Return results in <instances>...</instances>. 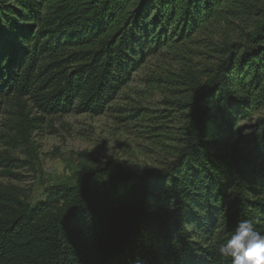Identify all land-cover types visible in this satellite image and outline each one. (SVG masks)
Segmentation results:
<instances>
[{
    "label": "trees",
    "instance_id": "trees-1",
    "mask_svg": "<svg viewBox=\"0 0 264 264\" xmlns=\"http://www.w3.org/2000/svg\"><path fill=\"white\" fill-rule=\"evenodd\" d=\"M224 20L246 30L188 79L175 158L83 165L34 205L0 186V264H231L218 247L239 221L264 234V115L236 128L264 103V0H0V99L21 124L28 101L102 114L148 55Z\"/></svg>",
    "mask_w": 264,
    "mask_h": 264
},
{
    "label": "rangeland",
    "instance_id": "rangeland-1",
    "mask_svg": "<svg viewBox=\"0 0 264 264\" xmlns=\"http://www.w3.org/2000/svg\"><path fill=\"white\" fill-rule=\"evenodd\" d=\"M243 30L229 20L212 21L187 41L151 53L100 115L47 114L28 101L21 124L15 101L0 99V186L34 205L49 188L73 185L83 165L97 168L113 159L128 171L164 167L185 139L188 79L210 78L225 44L238 43ZM262 115L264 103L236 128L251 127Z\"/></svg>",
    "mask_w": 264,
    "mask_h": 264
},
{
    "label": "clouds",
    "instance_id": "clouds-1",
    "mask_svg": "<svg viewBox=\"0 0 264 264\" xmlns=\"http://www.w3.org/2000/svg\"><path fill=\"white\" fill-rule=\"evenodd\" d=\"M218 255L231 264H264V234L249 220H241L230 237L218 247Z\"/></svg>",
    "mask_w": 264,
    "mask_h": 264
}]
</instances>
